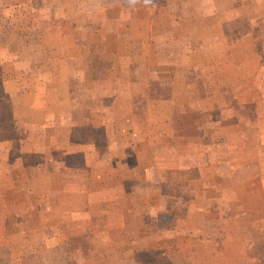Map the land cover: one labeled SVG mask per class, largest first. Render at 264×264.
<instances>
[{
    "label": "crops",
    "instance_id": "obj_1",
    "mask_svg": "<svg viewBox=\"0 0 264 264\" xmlns=\"http://www.w3.org/2000/svg\"><path fill=\"white\" fill-rule=\"evenodd\" d=\"M96 1L0 0V264H261L264 0Z\"/></svg>",
    "mask_w": 264,
    "mask_h": 264
},
{
    "label": "rangeland",
    "instance_id": "obj_2",
    "mask_svg": "<svg viewBox=\"0 0 264 264\" xmlns=\"http://www.w3.org/2000/svg\"><path fill=\"white\" fill-rule=\"evenodd\" d=\"M46 0H35V3H33V5H34V7L35 6H37L38 4L40 5V7H42L43 5H44V2H45ZM57 1V0H56ZM61 1H63V3H68V2H73L74 0H61ZM93 3V4H92ZM34 7H33V13H34ZM85 7H86V9H87V13H88V15L89 16H95V17H97L98 18V0L96 1V3H94V2H91V3H89V2H87V5H85ZM70 9H71V12H74V10L76 9V6H74V5H71V7H70ZM2 12H4V13H8L7 11H5V10H2ZM1 12V13H2ZM25 13H27L28 15H30V14H33V13H31V11L29 10V8L28 9H26V11H24ZM3 14V13H2ZM4 16H6V14H3ZM90 21H93V20H90ZM243 23V22H242ZM236 24V23H235ZM235 24H234V26H235ZM238 24L239 25H241L242 26V24H241V22H237V27H238ZM75 24L71 21V20H65V22H64V27H67L68 29L69 28H71V27H73ZM95 25V27L96 26H98V21L96 22V24H94ZM243 26H244V24H243ZM34 29V27L33 26H30V29ZM97 28V27H96ZM10 29V28H9ZM9 29H7L8 31H7V33H8V36H7V41H8V43H9V40L12 38L11 36H10V32H12L11 30H9ZM97 38L96 37H94V38H92L91 39V41H89V42H87V45L86 46H84V50L89 54V53H91V54H87L86 53V61L89 59V61H91L92 63H94V66H96V65H98V62L100 61V60H98V57H100L101 59H102V55H98V45H97ZM6 41V42H7ZM12 46V45H11ZM94 53H95V55H94ZM36 55L37 56H43L44 55V53L42 52V49H40V48H37L36 49ZM106 55L104 54L103 55V57H105ZM22 57H24V58H26V59H28V57H29V55H28V51H26V50H24V53H23V55H22ZM103 73V72H102ZM104 75H105V73H103ZM107 82H108V80L106 81V82H104L105 84H107ZM160 92H159V94H165L166 93V90H165V87H163V88H161L160 90H159ZM252 251H255V247H252ZM261 255H262V257H263V259H262V261H261V264H264V247H262V251H261ZM249 264H257V263H249Z\"/></svg>",
    "mask_w": 264,
    "mask_h": 264
}]
</instances>
